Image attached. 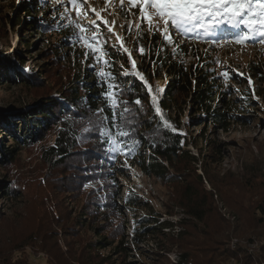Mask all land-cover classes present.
Here are the masks:
<instances>
[{"label":"rangeland","instance_id":"374dc122","mask_svg":"<svg viewBox=\"0 0 264 264\" xmlns=\"http://www.w3.org/2000/svg\"><path fill=\"white\" fill-rule=\"evenodd\" d=\"M23 1L0 0V155L15 151L11 160L2 161L0 156V211L4 214L0 217V251H5L7 258L3 260L10 257L19 264H246L248 260L241 251L257 257L263 244L255 240L253 230L258 223L254 204L264 195V86L255 84L250 65L264 63V44L229 42L232 37L228 32L221 43L213 42L212 38L201 39L196 34L175 36L170 47L188 49L184 57L187 65L208 66L225 82L223 89L228 94L224 98L232 103L231 113L235 118L230 119L229 129L223 130L204 120H195L196 112L190 105H182L170 115L172 123L159 108L160 112H156L161 121H167L183 138L175 156L157 160L167 175L151 174L124 155L116 158L118 170L107 181L108 190L100 196L103 206L109 200L113 208L102 212L101 205L99 215L89 217L87 201L91 197L78 188L76 170L71 166L76 158L56 165L45 156L55 144L56 129L41 133V137L35 135L28 146L20 144L16 137L26 133L24 118L45 106L46 99L60 96L62 86L69 82L68 73L73 77L79 68H87L94 74L89 67L92 55L85 60L83 53L87 49L76 46L71 64L67 65L69 72L61 65H54L51 57L61 37L50 33L40 35L29 28L23 19L24 11L16 17ZM41 2L35 20L51 19L52 24H67L66 16L61 19V5L68 0ZM124 7L130 8L127 15L121 11L119 0H89V6L80 9V17H76L75 11L71 15L78 22L88 24L95 18L92 9L100 12L97 23L102 38L107 39L104 47L111 53L117 52L112 46L119 47V41L107 31L103 20L109 25L114 22L113 32L123 37L124 46L136 62V70L144 77L140 53L133 52L134 41L149 32L138 35L147 27L138 19L139 8H131L127 2ZM119 54L126 57V62L118 64L131 72L128 55ZM100 68L105 69L102 64L97 65V70ZM224 72L230 78L224 77ZM128 77L145 84L135 75ZM169 81L164 73L160 79L158 74H152L151 82L145 84L149 104L141 107L142 115L133 108L128 120L137 132L144 125L143 116L150 113L149 107L155 109L152 97L156 96L159 107ZM243 98L251 99L247 101H251L252 107H246ZM177 125L181 127L177 129ZM159 136L152 128L142 137L152 141ZM214 146H219L221 152ZM148 156L146 151L145 157ZM3 183L19 191L21 197L6 200L1 196ZM90 184L84 189H92ZM132 198H137L141 206H130ZM201 200L211 209L202 222L193 219L188 208L189 203ZM146 219L149 221H143ZM162 223L170 224L172 230L163 229L156 234L144 231L157 229ZM239 226L252 235L254 243L231 237ZM137 230L146 235L143 240V234L139 235ZM253 261L254 258L249 262L253 264Z\"/></svg>","mask_w":264,"mask_h":264},{"label":"trees","instance_id":"16d2710c","mask_svg":"<svg viewBox=\"0 0 264 264\" xmlns=\"http://www.w3.org/2000/svg\"><path fill=\"white\" fill-rule=\"evenodd\" d=\"M39 3L42 6L41 0L35 3L24 0L16 17L19 16L21 11H24L26 17L23 19L29 28H34L40 35L50 33L61 37V40L58 41L59 43L55 44V55L51 57V60L54 65H61L66 72H69L67 65L71 64L74 47L70 46L66 38L72 35L73 29L71 26L62 27V23L52 24L53 21L51 19L44 20L41 18L35 20L38 10L41 8ZM32 8L34 11H31ZM31 14L34 15L33 19H31ZM16 24L19 27L20 20ZM201 39H204L202 35ZM25 46L27 47L28 43ZM138 46L145 48V53L143 55L140 54L139 57L142 64L140 70L144 73L146 81L151 82L152 74H158V79L162 77V73L170 78L168 88L158 103L164 118L168 122H174L170 115L175 114L180 106L190 105L196 112L194 115L196 116L195 120H204L223 130L229 129L230 119L235 118L234 114L231 113L233 107L232 103L224 98V95L228 94V91L223 89L225 82L221 81L215 71L209 69L208 66L201 68L199 66L195 67L194 64L187 65L184 62V57L188 55V49L178 48L173 52L172 48L166 46L157 33H149L137 37L134 41V54L137 52ZM109 53L110 55L107 59L112 62L113 66L105 67L104 71L115 75V83L119 84L123 89V94L119 99L121 101H128L131 109L130 112L132 113L134 108L136 114L142 115L141 106L136 105L134 101L135 99H140L142 106L149 104L146 85L140 81H133V79H129L128 76L122 74L126 67L120 66L118 62H126L124 55L121 56L118 52ZM7 64L11 66L12 63L7 61ZM11 68L13 67L11 66ZM250 69L255 84L257 86H264V63L261 65L253 63V66L250 65ZM67 76L69 82L62 86L59 91L61 93L60 96L46 99L48 103L45 106L34 110L28 119L24 118L23 122L27 128L26 133L18 135L16 139L20 144L28 146L29 142L35 140V135L41 137V133L56 129L55 144L45 152V156L48 157L49 162L56 165L63 164L65 163L64 161L69 162L71 158H76L75 162L71 163L72 168L76 170L74 173L75 182L81 192H88L90 195L91 198L87 201L90 210L87 215L94 217L95 215H99L101 205L103 206L100 196H102L101 194H105V190H108L106 189L107 181L118 170L115 163L116 158L122 155L116 156L115 159L111 158L112 154L105 151L107 145L103 143L102 138H99L95 131L90 133L83 131L86 126H89L88 118L92 114L90 109L103 108L105 113L111 117V112L106 108L105 101L100 95L105 88L98 86V77L90 73L87 68L82 70L79 68L74 72L73 77H71L70 73ZM241 100L246 107H252L251 101H247L251 99L243 98ZM130 112L126 114L128 120ZM148 112H150L148 115L143 116L144 125L138 132L132 124L127 123V130L131 132V136L126 139L129 142L133 139L138 141L134 145V150L127 157L147 172L155 174L158 177H163L167 175V170L157 160H170L175 156L180 149L183 138L161 121V118L152 106L149 107ZM180 127V125L176 126L177 129ZM152 128L160 136L156 140L145 141L142 137L143 134H147ZM203 138L204 135H201V139ZM214 149L221 152L219 146H214ZM146 151H149L148 158L145 157ZM14 154L15 151L10 150L9 155L3 153L0 156L2 157V161L6 158L11 160L15 157ZM113 180L115 181V179ZM88 183H91L92 189H84V186ZM3 184L4 190L1 196L6 200L21 197V193L10 188L8 183ZM110 196L111 193H108V197ZM138 201L137 198L129 199V205L140 207L141 204ZM112 208L110 201L107 200L104 202L102 212L111 211ZM188 208L190 216L200 222L205 220V217L211 210L205 200L191 202ZM254 214L258 223L255 230H253V234L255 240L259 239L263 244L259 249L257 257L252 254L249 255L246 251H241V253L248 260L246 264H251L249 261H252L253 258V264H264V195H260L257 198L254 204ZM3 216L4 214L0 211V217ZM143 221H149V219ZM171 227L170 224L162 223L157 229L144 231L156 234L160 233L163 229L172 230ZM137 232L139 235L143 234L139 230ZM145 236V234L142 235V240ZM231 237L238 238L239 241L247 240L251 244L255 242V240L251 239L252 235L246 234L240 226L232 232ZM4 254L5 251L1 250L0 264H19L13 263L10 257L8 261L3 260L7 259Z\"/></svg>","mask_w":264,"mask_h":264},{"label":"snow or ice","instance_id":"6c2138e0","mask_svg":"<svg viewBox=\"0 0 264 264\" xmlns=\"http://www.w3.org/2000/svg\"><path fill=\"white\" fill-rule=\"evenodd\" d=\"M126 2L131 8H139L138 19L147 25L145 29H141L138 35L143 31L150 34L158 33L166 46H172L175 43V36L184 38L188 34L202 35L205 39L212 38L213 42L221 43L225 32H228L232 37V41L229 42L241 45L248 42L264 44V0H119L121 11L127 15L130 8L125 9ZM88 6L89 0H68L67 4H62L61 19L67 17V24L62 27H72V35L66 39L72 47L79 46L87 49L83 53L85 60L91 53L92 63L89 67L98 77V86L105 88L100 95L105 101L106 108L111 112V117L105 113L103 108L90 109L92 114L88 118L89 126H86L83 131L85 133L95 131L107 145L105 151L112 154L111 158L115 159L118 155H124L127 158L138 141L133 139L129 142L126 139L131 136V132L127 130L128 117L126 115L131 109L128 101L119 99L123 94V89L115 83V75L105 72L103 68L97 70V65L100 64L104 67L113 66L112 62L107 59L110 53L104 47L107 39L102 38L100 24L97 23V19H101L100 12H96L93 8L95 18L91 19L88 24L78 22L71 15L75 11L76 17H80V9ZM84 15L87 16V13ZM103 23L107 31L119 41V47L113 45V49L128 55L132 71L129 72L125 69L122 74L125 76L135 75L147 84L143 75L136 70V62L132 59L130 50L124 46L123 37L113 32L114 22L109 25L107 20H103ZM136 27L140 29V23H137ZM129 31H131V22ZM172 51L175 52L176 48H172ZM138 52L143 55L145 48L138 46ZM24 70L30 71V69ZM222 75L230 78L228 72H224ZM249 82L251 81L249 80ZM157 91H162V89ZM152 99L155 110L160 112L159 107L156 106V96H153ZM134 103L142 107L140 99H135ZM164 123L166 126L168 125L167 121Z\"/></svg>","mask_w":264,"mask_h":264}]
</instances>
